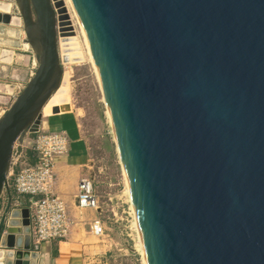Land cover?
<instances>
[{
    "label": "water",
    "instance_id": "1",
    "mask_svg": "<svg viewBox=\"0 0 264 264\" xmlns=\"http://www.w3.org/2000/svg\"><path fill=\"white\" fill-rule=\"evenodd\" d=\"M15 1L37 67L0 116V198L45 108L70 102L53 0ZM71 1L146 264H264V0ZM13 8L0 0L1 24L15 21ZM20 200L0 226L4 264L38 258Z\"/></svg>",
    "mask_w": 264,
    "mask_h": 264
},
{
    "label": "rangeland",
    "instance_id": "2",
    "mask_svg": "<svg viewBox=\"0 0 264 264\" xmlns=\"http://www.w3.org/2000/svg\"><path fill=\"white\" fill-rule=\"evenodd\" d=\"M11 1L15 21L0 23V116L15 100L16 95L12 94L25 87V54L33 55L37 61L35 51L26 42L19 7L15 0ZM66 9L75 29L77 42L73 45L79 43L77 50L82 52L78 59L63 64V69L69 73L70 102L62 106L68 110L51 107L41 119L47 122V129H57L60 121L65 123V133L72 136L75 132L89 151L86 174L93 180L103 210L100 218L105 224L104 234L97 237V243L104 246L105 252L94 264H144L133 202L105 94L83 27L72 8L66 5ZM26 145L25 155L30 158L31 150Z\"/></svg>",
    "mask_w": 264,
    "mask_h": 264
},
{
    "label": "built area",
    "instance_id": "3",
    "mask_svg": "<svg viewBox=\"0 0 264 264\" xmlns=\"http://www.w3.org/2000/svg\"><path fill=\"white\" fill-rule=\"evenodd\" d=\"M29 135L33 140L31 151L34 160L26 158L25 149L15 156L9 175V187H13V192L8 195L11 208L21 206L20 196L30 199L28 207L35 245L67 239L74 222L65 200L55 190V160L57 156L69 152L71 140L65 131L45 130L43 126L37 133ZM75 200L80 208H101L90 176L80 179ZM2 222L6 221L2 219ZM91 230L95 235L102 236L105 232L103 220L95 219Z\"/></svg>",
    "mask_w": 264,
    "mask_h": 264
},
{
    "label": "crops",
    "instance_id": "4",
    "mask_svg": "<svg viewBox=\"0 0 264 264\" xmlns=\"http://www.w3.org/2000/svg\"><path fill=\"white\" fill-rule=\"evenodd\" d=\"M37 67V61L33 55L25 54V85L28 83ZM13 93V91H12ZM19 91H17L18 95ZM15 96V97H16ZM10 99V98H9ZM64 106V105H63ZM62 105L53 106L54 108H63ZM52 107V108H53ZM51 107H47L44 112ZM68 110V108H63ZM64 115V114H63ZM46 121L43 120L42 126L45 130L50 131H65L67 127L65 123L59 122L61 126L57 129H47ZM70 136V150L68 154L60 155L55 160L56 184L55 190L66 202L69 214L74 222L72 231L67 239L58 240L56 242H44L40 245H35L32 237L31 242L38 251L36 264H94L98 256H102L105 252L104 246L97 243V235L91 230L93 221L100 218L102 208H80L76 205L75 195L77 193L78 183L86 174V166L88 165L89 151L82 138L74 132ZM24 146H28L31 150L33 140L31 137L24 138ZM34 160V155L30 156L29 161ZM13 189L10 186L6 189L0 198V226L3 217L9 207V193ZM26 206L28 207L30 199L26 197ZM21 207V206H20ZM15 207V208H20ZM31 226V218H30ZM6 230V227L4 228Z\"/></svg>",
    "mask_w": 264,
    "mask_h": 264
},
{
    "label": "bare ground",
    "instance_id": "5",
    "mask_svg": "<svg viewBox=\"0 0 264 264\" xmlns=\"http://www.w3.org/2000/svg\"><path fill=\"white\" fill-rule=\"evenodd\" d=\"M65 2H66V4H65ZM53 4L55 5V9H56L57 15L59 17L58 24H57V32H58V37H59V42H60V49L62 51H65V53H62L61 55L62 56L67 55L70 59V62H68V63H71V61L73 62L75 59H78V57L82 51L77 50L78 48H80V46L78 45L79 43H76V45H73L74 44L73 42H77L74 40L76 38L75 29L73 27V24L71 23V20L69 19V16L66 17V14H67L66 5L70 6L72 8V10L76 14V16H77V13L75 11V8H74L71 0H53ZM77 18H78V16H77ZM78 21H79V18H78ZM83 32H84V30H83ZM88 49L90 51L89 47H88ZM90 54H91V51H90ZM91 56H92V54H91ZM92 59H93V57H92ZM53 97H55V96H53ZM56 97H59V96H56ZM104 97L106 100V96H104ZM58 105H62V104H58ZM47 107H53V106H47ZM108 112H109V110H108ZM109 115H110V112H109ZM110 117H111V115H110ZM118 150H119V146H118ZM119 153H120V150H119ZM120 156H121V153H120ZM121 159H122V157H121ZM121 161L123 164V160H121ZM123 168H124V166H123ZM124 173H125V170H124ZM140 249H141V252L143 254L144 264H146L143 246H142L141 242H140ZM3 261H4V259L1 258L0 264H4Z\"/></svg>",
    "mask_w": 264,
    "mask_h": 264
},
{
    "label": "trees",
    "instance_id": "6",
    "mask_svg": "<svg viewBox=\"0 0 264 264\" xmlns=\"http://www.w3.org/2000/svg\"><path fill=\"white\" fill-rule=\"evenodd\" d=\"M34 136H35V135H32V137H34ZM29 155H30V156H33V152L30 151V152H29ZM12 189H13V187H12Z\"/></svg>",
    "mask_w": 264,
    "mask_h": 264
}]
</instances>
